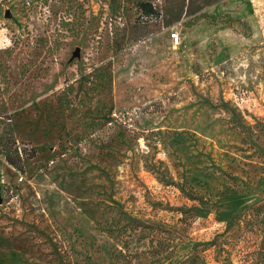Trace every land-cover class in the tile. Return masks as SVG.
Wrapping results in <instances>:
<instances>
[{"label": "rangeland", "instance_id": "374dc122", "mask_svg": "<svg viewBox=\"0 0 264 264\" xmlns=\"http://www.w3.org/2000/svg\"><path fill=\"white\" fill-rule=\"evenodd\" d=\"M112 2L0 0V264H264V0Z\"/></svg>", "mask_w": 264, "mask_h": 264}, {"label": "trees", "instance_id": "16d2710c", "mask_svg": "<svg viewBox=\"0 0 264 264\" xmlns=\"http://www.w3.org/2000/svg\"><path fill=\"white\" fill-rule=\"evenodd\" d=\"M116 2L115 0H113L112 4H111V8H112V11L115 12L116 11ZM137 8L140 10V12L142 14H145L147 16H151L153 14L156 13L155 9L153 8L152 4L150 3H147V2H139L137 4ZM205 17V16H204ZM10 161V164L16 166V164L12 161V160H9Z\"/></svg>", "mask_w": 264, "mask_h": 264}, {"label": "built area", "instance_id": "2783aa9c", "mask_svg": "<svg viewBox=\"0 0 264 264\" xmlns=\"http://www.w3.org/2000/svg\"><path fill=\"white\" fill-rule=\"evenodd\" d=\"M173 39L176 41V43L179 42V37H178L177 35H174V36H173Z\"/></svg>", "mask_w": 264, "mask_h": 264}]
</instances>
